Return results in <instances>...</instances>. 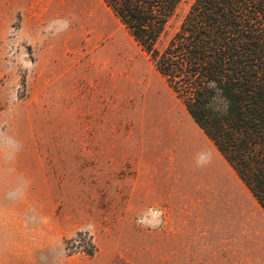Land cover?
Wrapping results in <instances>:
<instances>
[{
  "label": "rangeland",
  "instance_id": "374dc122",
  "mask_svg": "<svg viewBox=\"0 0 264 264\" xmlns=\"http://www.w3.org/2000/svg\"><path fill=\"white\" fill-rule=\"evenodd\" d=\"M88 2L117 56L75 0L60 22L50 0L0 12V264H264L263 209L211 142L216 174L184 162L168 123L200 130L104 1Z\"/></svg>",
  "mask_w": 264,
  "mask_h": 264
},
{
  "label": "trees",
  "instance_id": "16d2710c",
  "mask_svg": "<svg viewBox=\"0 0 264 264\" xmlns=\"http://www.w3.org/2000/svg\"><path fill=\"white\" fill-rule=\"evenodd\" d=\"M103 1L264 211V0H193L161 48L180 0Z\"/></svg>",
  "mask_w": 264,
  "mask_h": 264
},
{
  "label": "crops",
  "instance_id": "0c3cea01",
  "mask_svg": "<svg viewBox=\"0 0 264 264\" xmlns=\"http://www.w3.org/2000/svg\"><path fill=\"white\" fill-rule=\"evenodd\" d=\"M50 1L52 3H54V11H55L56 20H58L60 22V18H62V16L64 18H66L67 17V10H68L67 9V0H50ZM75 3H76L75 6L77 7V11L85 12L86 16L90 19L88 21V23H85V31L84 32L85 33H97L95 39H100V38L107 39L108 40L107 48H108V52H110V54H111L110 57L117 56V53H119V52H118V50H116V44L112 40L113 31L110 30V27L107 26L106 23H103L102 20L97 16L96 7L93 4H90L88 2V0H75ZM45 4H46V0H0V12L8 13L10 17H13L17 13H21L23 15V18H24V15H25V17H27V13H29L31 11H36V12L45 11V7H46ZM46 21H47V19H43L38 23V25L40 23H46ZM55 23H58V22H55ZM22 25H24V23H22ZM123 63H124V61H123ZM134 70L135 69L130 68V67L127 68L126 63L123 64V67H122L123 73L127 74V72L130 71L131 76H132L131 79L134 78L135 84L139 85L140 74H138V73L136 74V72H134ZM185 110H186V108H185ZM186 112H187V110H186ZM188 115H189V113H188ZM189 117L191 118L190 115H189ZM175 121L176 120L171 119V122L168 123V125H169L168 128H169V131L171 132V134L173 135L174 146L175 147L179 146L182 148L181 158L184 160V162H186L187 164H189L191 166L192 170L197 169L198 171L205 172L207 174V176H211L212 171L214 169L213 168V159L211 156V148H210L209 143H208V141L211 142V140L205 135V133L199 128V126L194 122V120L192 118H191V123H193V125H196L198 127V129L200 130V133L197 137H195L193 135V133L191 132V128H185L184 123H182L181 121L179 123L175 122ZM185 130L191 134V139L190 138L188 139L185 136V134H183V132H185ZM213 146H214V144H213ZM214 148L216 149L217 153L219 155H221V153L217 150V148L215 146H214ZM202 151L204 153H206V156H205L206 161L203 163V165L201 167H197L194 165L191 157L195 152L201 153ZM221 157L224 159V157L222 155H221ZM215 158H216V160H219V157L217 154H215ZM224 161L227 163V161L225 159H224ZM228 166H229V164H228ZM221 171L222 170H220V172ZM213 172L216 174L217 169H214ZM233 172H234V170H233ZM235 175H236V173H235Z\"/></svg>",
  "mask_w": 264,
  "mask_h": 264
},
{
  "label": "bare ground",
  "instance_id": "6f19581e",
  "mask_svg": "<svg viewBox=\"0 0 264 264\" xmlns=\"http://www.w3.org/2000/svg\"><path fill=\"white\" fill-rule=\"evenodd\" d=\"M242 205V204H241ZM252 218V217H251ZM254 224V223H253Z\"/></svg>",
  "mask_w": 264,
  "mask_h": 264
}]
</instances>
